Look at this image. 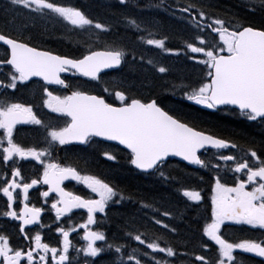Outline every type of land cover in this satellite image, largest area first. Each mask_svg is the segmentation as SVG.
Wrapping results in <instances>:
<instances>
[{
  "label": "snow or ice",
  "instance_id": "obj_1",
  "mask_svg": "<svg viewBox=\"0 0 264 264\" xmlns=\"http://www.w3.org/2000/svg\"><path fill=\"white\" fill-rule=\"evenodd\" d=\"M118 2L125 5L128 0ZM10 4L41 15L53 13L76 28L96 35L97 39L99 36L92 33L93 28L100 32L110 30L109 25L90 19L80 9L63 6L54 0H10ZM246 6L250 11H255L257 7L264 9V0H247ZM191 9H196V15H193ZM180 11L189 14L190 22H194L193 27L198 30L194 41L187 42L185 48L190 53L200 54L202 58L189 56V59H196V62L204 65L206 69L199 86L191 88L190 91L185 90L184 97L209 109L221 105L233 106L247 120H259L264 123V28L241 23L237 18L225 19L209 15L195 4H189ZM129 23L137 29L140 27L134 19H130ZM206 31L208 34H201ZM209 34H214L211 40L208 38ZM0 42L6 46L3 56H0V89L5 90L0 93V161L10 168L11 176V179H4L0 185V193L6 198V210L0 214L19 221L16 227L23 239L29 242L25 250V247L10 244L8 235L0 234V264H71L69 249L74 246L69 235L70 232H75L77 227L83 229L81 238L86 244L75 248V251L82 252L86 258L98 257L105 250L104 245L108 249L114 247L116 253H122L125 248L123 244L114 246L109 243L104 232L93 230L91 227L97 222L96 213H104L110 201L119 203V200L113 199L117 195H120L121 200L124 196L95 175L82 174L75 166L46 160L45 157L50 155L49 150L55 145L64 146L74 141L88 144L96 137L115 141L127 149L128 162L136 169L144 172L155 170L160 172V175H164L161 168L169 157H180L189 164L202 168H219V164H211L202 158V149L208 152L209 149L242 148L235 142L191 126L166 110L156 98L142 99L119 85L108 86L101 73L107 69H119L125 61L126 53L118 46L105 43L102 48L89 47L79 57H69L39 50L26 40L13 38L3 32H0ZM145 42L165 51H172L165 48L164 39L148 38ZM158 71L164 73L167 69L159 67ZM62 73L85 77L89 81H96L97 84L104 83L103 92L119 102L118 105L109 102L103 95L81 90L77 86L80 81L70 83L67 78L61 76ZM34 77L43 81V108L65 117L63 126H57L51 121L46 122L34 111V107L39 105L26 104L11 98L21 86H26ZM52 85L69 91L62 95L55 94L49 88ZM18 125L43 128L48 147L37 149L35 146L19 143L15 138L19 131ZM102 155L109 161L116 159L109 151H104ZM29 158L43 166L42 176L32 178L30 182L22 176L18 166L19 160ZM215 158L225 162L231 161V170L240 176L236 178L234 186L222 183L218 176L214 178L211 187L210 222L204 224L203 236L217 246V255L214 261H209L203 255H197L195 259L202 264H239L235 255L237 250L264 258V155L249 147L243 149V155L239 158L235 154L219 151ZM65 180H74L85 185L98 198H85L66 191L61 186ZM40 184L48 186L46 191L39 192L41 197L48 198L50 193L56 194L50 205L51 210L55 212L56 221L72 213L74 209H84L87 213L86 220L77 226L67 229L60 225L56 227L55 231L62 237L59 241L60 247L42 242L39 229L33 234L31 229L26 231L25 228L28 225L50 227L40 223L44 208L29 206L27 203L29 190ZM183 195L194 202L201 200V194L196 190H184ZM15 201L23 205L19 211L13 209ZM164 215L169 213L165 212ZM155 222L162 223L160 220ZM225 222L248 226L249 231H258L260 238L241 237L230 241L221 232V226ZM67 223L71 225L70 218ZM128 235L153 253H164L168 257L176 255L172 247H162L157 242L161 237L146 240L142 239L145 235L143 233ZM97 241L104 242V245L97 246ZM201 246L206 250L209 248L207 243ZM137 251L140 249L133 248L132 252L123 253L120 257L121 264H124V256L129 262L143 264L135 255ZM143 255L147 257L149 253L143 252ZM151 259L155 264H169L168 261L155 257ZM84 264L97 262L95 259H86Z\"/></svg>",
  "mask_w": 264,
  "mask_h": 264
},
{
  "label": "trees",
  "instance_id": "obj_2",
  "mask_svg": "<svg viewBox=\"0 0 264 264\" xmlns=\"http://www.w3.org/2000/svg\"><path fill=\"white\" fill-rule=\"evenodd\" d=\"M63 1L65 2L62 4L59 0H54L63 6L82 10L90 19L109 25L110 30L100 32L93 28L92 33L99 36L97 39L96 35L62 21L53 13L41 15L12 6L10 0H0V32L26 40L42 50L69 57H79L89 47L102 48L105 43L118 46L125 51L127 60L119 71L102 76L108 86L119 85L142 99L156 98L166 110L198 130L251 145L264 155V137L255 132L251 125L235 123L227 112H223V115L221 112L209 113L184 101V88H190L200 78V74L194 70L199 65L192 63L189 66L186 57H175L180 50L185 49L187 42L194 41L193 37L196 35L195 29L188 26L185 20L179 21L175 19V15L174 18L160 16V13L157 16L150 12L152 5L142 8L134 0H128L125 4L127 10L118 0H75V3L72 0ZM206 1L207 3H202L199 0L196 6L202 7L209 15L225 19L237 18L241 23L264 28V9L257 7L255 11H250L246 6L247 0ZM180 3L186 4L184 0H180ZM130 19L139 24V29L129 23ZM147 25L152 26L155 31L156 38H153L164 39L167 42L165 48L172 51L153 45L145 46L141 37H144ZM0 54L3 56L4 49ZM162 54L177 60L170 61V72L165 75L157 71L160 66H154L159 58L162 60ZM178 60L183 61L178 63ZM77 80L80 81L77 85L80 89L103 95L109 102L119 103L103 92L104 83L97 84L96 81L79 77L69 82L75 84ZM104 151L111 152L116 159L107 160L102 155ZM208 157L210 156L206 154L203 159L214 164ZM71 159L77 162L75 167L82 174L97 176L125 197L123 204L113 205L100 218L101 228L109 231L113 239L121 238L120 243L125 244L124 241L131 238L128 233H143L145 235L142 237L147 238L157 231L160 240L169 242V246L177 253L172 264H200L191 256L199 255L202 249L205 216L211 214V187L217 177L215 168L189 167L176 160H169L161 168L164 175H160L158 171L141 174L128 162V152L98 140L80 148L71 155ZM184 190L203 193L204 202H192L183 195ZM145 204L150 206L144 207ZM155 209L157 220L162 222L158 226L154 224L156 220L152 219ZM165 212L169 215H164ZM184 255L188 258L182 261Z\"/></svg>",
  "mask_w": 264,
  "mask_h": 264
},
{
  "label": "flooded vegetation",
  "instance_id": "obj_3",
  "mask_svg": "<svg viewBox=\"0 0 264 264\" xmlns=\"http://www.w3.org/2000/svg\"><path fill=\"white\" fill-rule=\"evenodd\" d=\"M30 96H32V94H30ZM251 127L254 128V131L256 130L255 132H257L258 134H260L264 137V130H262L258 127H255L254 125H251ZM32 133H34V132H32ZM32 138L33 139L37 138L36 132L32 136ZM235 143L242 146V149H236L232 153V154H235L238 158L243 155V149H247L249 147L254 148L258 154L263 155L259 151V149H257L256 147H253L251 145H246V144L238 142V141H236ZM62 149H63V147L60 148V150H62ZM75 153L76 152H73L72 155H74ZM15 159H18V158H15ZM9 164H11V161H9ZM220 164H221V167L223 168V170H225L226 175L231 179L232 185L234 186L235 180L237 177L240 176V174L234 173L231 170V167H230L232 165L231 161H228V162L220 161ZM18 166L21 169L22 176L28 182H30V180L32 178L42 176V174H43V166H38L37 168H33L31 166V163H30V158L27 160H19ZM4 179H11L10 168L3 165L2 161H0V185L3 184ZM65 188H66V190L73 192V194L80 195V196L85 197V198L88 197L86 194L87 192H85L82 189H79V187L75 186V184L68 183L65 185ZM46 190L47 189L42 184L34 186L32 189L29 190V201L27 203L29 204V206H33V205L36 207L42 206L44 208V211H42L43 214L41 216L40 223L44 224V225H48L50 227L40 228L39 225H34L32 227L27 228L26 231L31 229L33 234H34L35 230L39 229V231L41 232V236H42V242L49 243L50 246L60 247L59 241L62 239V237L60 236L59 233H57L55 231L56 227L58 225H60V226H63L67 229L70 226H77V225L83 223L84 220H86L87 213H86V210H84V209H74L72 213H69V214L63 216V217H61V219L59 221H56L55 212H54V210H51V208H50L53 197L51 198V196H49L48 198H44V197H41L39 195L40 191H46ZM17 191H19V190H17ZM0 195L3 198V202H2L3 206H0V213H2L4 210H6V198L3 197L2 193H0ZM14 195H15V193H14ZM21 207H23V205L19 201L14 202V204H13L14 210L19 211V208H21ZM207 217H208V215L205 216V219H207ZM69 218L71 219V225H69L67 223ZM19 223H20L19 221H14L11 218L4 217L2 214H0V234L8 235L10 237V244L17 246V247H25V250H27L26 246L29 242L24 240L23 237L20 235L18 227H16ZM91 227L93 230H96L97 225L94 224ZM239 229H240V227L238 225L231 223V225L225 226L223 228V231H225V234H228L226 236V238L229 239L230 241H232V240H237L239 238V235L236 234L239 231ZM242 229L245 230L246 234H249L250 231L248 230V226L244 225V227ZM153 233H155V232H153ZM82 235H83V229L79 228V227L76 228L75 232H70L69 239L71 240V242L74 246L73 248L69 249V255L71 257V264H83V263L74 262V259H78V254H79L75 251V248H80L86 244V242L84 240H82V238H81ZM129 240H126L127 243H129ZM126 241H124V243H126ZM216 248H217V246H216ZM239 255H242V256H240L241 258H245V256H246L245 253H242L239 250H237V252H236L237 258ZM250 256L253 257L254 259L260 260L261 263H262V260H264V258L256 257L254 255H250ZM50 259H51V254H49V260Z\"/></svg>",
  "mask_w": 264,
  "mask_h": 264
},
{
  "label": "bare ground",
  "instance_id": "obj_4",
  "mask_svg": "<svg viewBox=\"0 0 264 264\" xmlns=\"http://www.w3.org/2000/svg\"><path fill=\"white\" fill-rule=\"evenodd\" d=\"M62 4H63V2H65V1H63V0H59ZM75 0H72V2L73 3H75L74 2ZM78 2H79V0H77ZM65 5V4H64ZM82 11V10H81ZM83 12V11H82ZM85 14V13H84ZM174 16V15H173ZM148 27V26H147ZM147 30L148 31H150L149 30V27L147 28ZM195 33V32H194ZM150 34V33H149ZM195 34H197V32L195 33ZM154 35V38H156V34H153ZM161 35V34H160ZM145 46H152V45H148V44H146ZM162 55H164V56H161V58H162V60L159 58L158 59V61H157V63H156V65H154V66H160V67H164V68H166L167 69V73H169L170 71H169V67H168V65H169V63H170V61L171 60H173V61H177L176 59H173V57H171V56H169V55H165V54H162ZM125 59H126V56H125ZM156 60V59H155ZM183 60H178V63H181ZM157 71H158V69H157ZM159 72V71H158Z\"/></svg>",
  "mask_w": 264,
  "mask_h": 264
},
{
  "label": "water",
  "instance_id": "obj_5",
  "mask_svg": "<svg viewBox=\"0 0 264 264\" xmlns=\"http://www.w3.org/2000/svg\"><path fill=\"white\" fill-rule=\"evenodd\" d=\"M0 44L2 45V42H0ZM121 67V66H120ZM113 70H117V69H107V70H105L103 73H101V75L102 74H104L105 72H109V71H113ZM61 75H67V73H62ZM32 79H37V80H40L39 78H37V77H34V78H32ZM52 86H56V85H52ZM222 106V105H221ZM218 107H220V106H218ZM96 139H99V140H101V141H103V142H106V143H114V144H118L117 142H115V141H105V140H103L102 138H98V137H96ZM74 144H78V145H83V144H80V143H78V142H73ZM119 145V144H118ZM119 146H121V147H123L122 145H119ZM127 150V149H126ZM204 150L202 149L201 150V152H203ZM176 159V160H178V161H182V162H184V163H186L187 165H192V164H189L188 162H186V161H184V160H182L180 157H169V158H167V160L168 159ZM166 160V161H167ZM139 170V169H138ZM141 171V170H140ZM151 171H153V170H149V171H147V172H151ZM66 181H68V180H65L64 182H63V184L66 182ZM63 184L61 185V186H63ZM53 194H55V193H53Z\"/></svg>",
  "mask_w": 264,
  "mask_h": 264
},
{
  "label": "rangeland",
  "instance_id": "obj_6",
  "mask_svg": "<svg viewBox=\"0 0 264 264\" xmlns=\"http://www.w3.org/2000/svg\"><path fill=\"white\" fill-rule=\"evenodd\" d=\"M199 1V0H198ZM202 3H207V1L206 0H200ZM211 2H213V1H211ZM157 14H159V13H157ZM173 18H174V16H172ZM175 19H179V21H181V20H185V19H183V18H181V17H175ZM62 21H63V19H62ZM186 21V20H185ZM148 27H149V30L150 31H145V34H144V37H143V39H142V41L145 43V44H147L145 41H146V39H148V38H153L154 37V35L153 34H155V31L153 30V28H152V26H149V25H147ZM153 30V31H152ZM149 32H150V34H149ZM194 32L196 33L197 32V30H194ZM85 186V185H84ZM90 191V190H89ZM91 192V191H90ZM92 195H93V197L94 198H98V197H95V194L94 193H92ZM153 260V259H152ZM154 261V260H153ZM155 262V261H154Z\"/></svg>",
  "mask_w": 264,
  "mask_h": 264
}]
</instances>
